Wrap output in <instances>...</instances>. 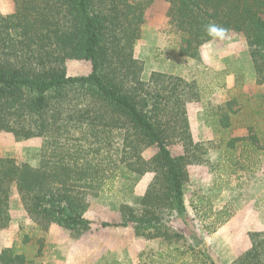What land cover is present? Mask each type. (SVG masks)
Instances as JSON below:
<instances>
[{"label": "trees", "instance_id": "1", "mask_svg": "<svg viewBox=\"0 0 264 264\" xmlns=\"http://www.w3.org/2000/svg\"><path fill=\"white\" fill-rule=\"evenodd\" d=\"M165 1L169 25L181 37V56L199 60L209 39L204 26L216 22L229 36L243 35L257 84H264V0ZM14 2V13L0 11V132L17 141L42 138L43 146L36 167L0 157V231L11 223L14 189L43 233L58 225L78 236L93 225L86 217L90 198L111 192L120 181L134 187L153 173L144 195L133 191V204H121V222L100 226L133 225L137 237L162 238L168 249L141 264H169L174 252L217 264L201 240L189 242L169 226L172 219L187 217L188 167L207 162L209 147L192 136L187 102L198 93L190 97L191 85L160 72L149 81L142 78L144 63L135 47L152 0ZM69 60L90 61L92 71L69 76ZM228 119L224 113L220 121L226 131ZM250 132L249 138L230 139L227 151L243 141L247 155L258 141ZM171 145H181L183 154L173 155ZM153 146L157 154L146 159L144 152ZM215 216L217 225H203L208 234L231 217L227 210ZM249 237L251 248L232 264H264V231ZM44 244V238L37 240L36 256ZM29 263L16 246L1 251L0 264Z\"/></svg>", "mask_w": 264, "mask_h": 264}, {"label": "rangeland", "instance_id": "2", "mask_svg": "<svg viewBox=\"0 0 264 264\" xmlns=\"http://www.w3.org/2000/svg\"><path fill=\"white\" fill-rule=\"evenodd\" d=\"M168 8L169 4L165 0H152L147 11V22L142 28L141 39L135 47V55L144 63L142 74L144 81H149L153 72H160L177 76L191 85L190 97L196 93H198V97L189 100L188 106L199 102L200 98L203 99V93L209 91V88L206 87L207 83L220 78V75L215 71L213 72V68L207 63L208 58H203L201 55L200 59L197 60L179 54L181 37L174 33L169 25ZM0 11L3 15L14 13V0H0ZM229 37L227 39L230 41L229 49L237 56L241 50L239 44H243L244 40L246 42V39L239 34H232ZM230 63L232 70H239L237 62ZM91 71L90 61L69 60L67 62L69 76L88 75ZM222 137L229 138V133H223ZM42 146V138L17 141L13 134L0 132V157H12L18 163H29L36 167L40 163ZM207 146L209 147V144ZM170 150L173 155L177 156L182 152V147L171 145ZM228 151L235 154L237 149H229ZM248 151L247 155L251 159L248 158L243 164V171L247 175L243 181L232 177L227 178L225 172H229L232 168L227 167L228 171L222 168L217 172L224 174V176L221 175L214 180L213 189L209 191V194L196 193L192 197L193 184L185 187L186 204L190 207L192 202L198 204L200 206L199 215L195 216L190 210L191 216H188L187 212L186 218L172 219L169 223L172 230L186 234L190 238L189 242L194 243L201 240L207 252L208 244L204 237L206 231L202 226L217 225L215 215L219 211L227 210V214L233 216L238 208L234 203L236 199L242 197L244 202H248L244 205L253 206L257 214L264 219V175L260 174L263 165L257 163L258 157L264 156V151L256 149L252 151L248 149ZM157 152L158 148L153 146L144 152V157L150 159ZM233 157L234 155H231L230 159ZM150 176H153V173ZM141 180L134 187L125 181L117 182L111 192L98 198H90V208L86 217L93 221V225L90 230L78 236H75L69 229L58 225H52L47 233H43L27 215L21 198L14 189L11 197L12 220L7 229L0 231V254L4 248L16 246L19 252L26 253L28 258L32 259V263L29 264H141L147 262L153 257L154 252L160 249H168V245L164 243L162 238L137 237L133 225L111 228L100 226L101 222H121L119 211L121 204H133V191L135 195L138 193L137 196H142L147 190L138 189ZM231 189H235L232 199L234 202L226 203L227 206L221 210L215 209V206L219 204L221 195ZM211 208L212 213L209 212ZM203 215H206L207 218ZM196 236L197 239H194ZM26 237H30L29 242L25 241ZM39 238H44L45 244L42 255L36 256V242ZM173 254L172 258H168L169 264H201L200 261L190 257V254L179 257L176 252ZM212 260L217 264H224L221 260L213 258Z\"/></svg>", "mask_w": 264, "mask_h": 264}, {"label": "crops", "instance_id": "3", "mask_svg": "<svg viewBox=\"0 0 264 264\" xmlns=\"http://www.w3.org/2000/svg\"><path fill=\"white\" fill-rule=\"evenodd\" d=\"M229 42L216 41L207 49L201 48V55L203 58H208L207 63L213 68V72L220 75V78L207 83L206 87L209 91L203 93V99L200 98L199 102L187 106L194 141L209 144L207 162L188 167L189 181L185 187L193 184L192 197L196 193L209 194V191L213 189L214 180L221 175L224 176L217 173L222 168L232 167L229 172H225L227 178L232 177L243 181L247 177L243 171V164L251 157L245 154L243 156V141L237 143L234 148L237 149L235 154L227 151L226 147L230 139L249 138L252 130V133L258 137V141L250 150L264 151V84H257L253 60L245 40L243 44H239L241 50L237 56L229 49ZM230 62H237L239 70H232ZM228 103L231 104L230 108L226 107ZM224 113H229L230 127L227 131L223 129L220 122ZM223 133H229V138L222 137ZM180 154H183V148ZM231 155H234L233 159H230ZM258 162L264 166V156L258 157ZM263 166L260 174L264 175ZM150 174L152 173L143 177L138 189H144V191L147 189L154 178V174L153 176ZM234 193L235 189L225 191L215 209L221 210L227 206L226 203L234 202L232 201ZM234 203L238 206L235 214L215 233L205 232L206 235H204L208 244V254L224 264H232L251 248L249 233L264 231V219L257 214L253 206L244 205L248 202H244L242 197L236 199ZM191 204V207L186 204L188 216H191L190 210L195 216L199 215L200 206L193 202ZM209 212L212 213V208ZM202 228L204 229L203 226Z\"/></svg>", "mask_w": 264, "mask_h": 264}, {"label": "clouds", "instance_id": "4", "mask_svg": "<svg viewBox=\"0 0 264 264\" xmlns=\"http://www.w3.org/2000/svg\"><path fill=\"white\" fill-rule=\"evenodd\" d=\"M206 36L209 38L201 45L202 49H207L216 41H224L229 39V29L217 24L216 22H209L204 26Z\"/></svg>", "mask_w": 264, "mask_h": 264}]
</instances>
